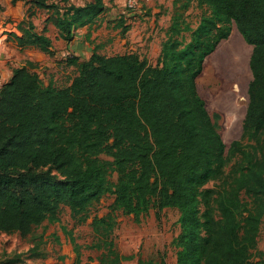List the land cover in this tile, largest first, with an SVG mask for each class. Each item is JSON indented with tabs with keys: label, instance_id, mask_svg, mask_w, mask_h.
<instances>
[{
	"label": "trees",
	"instance_id": "16d2710c",
	"mask_svg": "<svg viewBox=\"0 0 264 264\" xmlns=\"http://www.w3.org/2000/svg\"><path fill=\"white\" fill-rule=\"evenodd\" d=\"M49 1L32 4L54 9L53 25L66 42L105 10L103 0L84 6ZM178 3L177 18L196 4L200 23L185 47L166 41L155 65L135 53H94L82 63L70 57L66 65L76 73L62 88L43 87L26 66L12 70L0 87V233L28 235L45 221H58L61 206L73 221L84 222L89 207L110 196L111 209L124 216L179 211L176 264H258L252 260L262 255L257 241L264 218V160H248V167L217 191L202 190L218 178L227 158L196 79L234 24L252 47L242 131H264V0ZM32 15L24 17L21 37H7L16 48L30 45L50 54L51 41L35 32ZM230 149L248 159L238 141ZM45 168L64 180L31 171ZM198 199L207 208L200 218ZM211 200L217 221L209 213ZM91 225L97 239L92 248L113 256L109 264H120L112 217H94Z\"/></svg>",
	"mask_w": 264,
	"mask_h": 264
},
{
	"label": "rangeland",
	"instance_id": "374dc122",
	"mask_svg": "<svg viewBox=\"0 0 264 264\" xmlns=\"http://www.w3.org/2000/svg\"><path fill=\"white\" fill-rule=\"evenodd\" d=\"M88 1L69 0V4L81 6ZM175 2L176 5L173 7ZM49 3H58L61 6L58 0H51ZM103 3L104 12L91 25L83 28L93 40L98 52L106 56L135 53L151 65L156 64L163 44L169 39L180 42L183 47L190 43L192 32L198 27L202 13L194 4L181 19L177 18L175 12L179 9L178 0H153L152 3L136 0L134 7L128 6L127 2L117 0H103ZM31 12L33 15L30 20L35 32L48 37L51 41L50 54L30 45L22 49L16 48L7 37L9 33H14L18 37L23 35L22 31L25 27L23 19ZM53 13L54 9L36 8L32 0H16V2L0 0L1 86L7 82L9 75H12L13 69L23 66L38 74L43 87L51 83L57 88H62L74 77L76 69L68 67L66 61L76 56L72 54L69 44L58 37L59 32L53 25ZM151 21L152 24L149 26ZM235 31L234 24H231L230 34ZM148 33H150L149 37ZM240 37L239 35L238 38ZM228 38L220 41L211 55L220 44L227 42ZM243 43L249 51L248 75L240 102L242 112L236 124L228 126L225 112L215 106L210 91L215 89V86L207 83L209 81L204 76L203 68L196 79L198 93L204 100L212 124L225 145L227 158L218 178L208 182L202 188L203 191H217L219 187L231 183L234 177L248 167V160L250 162L264 160V131L246 133L242 131L248 103L247 90L251 81L249 59L252 53V47L244 41ZM234 141L239 142L241 151L248 155V159L243 158L237 150L230 149V144ZM101 158L106 160L103 156ZM31 171L48 176L56 182L64 180L51 168ZM112 180L115 181V175ZM112 204L113 197L102 198L99 203L89 207L84 222L73 221L69 209L61 206L58 221H45L34 227L28 235L0 233V264L10 261L25 262V264H102L103 262L109 264L113 261V256H108L102 248H92L97 239L91 225L94 217L101 219L107 215L113 219L111 238L115 256L121 259L120 264L177 263V253L180 250L176 242L180 234L178 210L166 208L159 212L158 216L153 210L145 216L132 214L124 216L120 210L111 209ZM206 209L200 201L199 218ZM209 213L216 221L219 220L220 214L212 200ZM257 250L262 255L254 257L252 261L264 264V218L260 226Z\"/></svg>",
	"mask_w": 264,
	"mask_h": 264
},
{
	"label": "bare ground",
	"instance_id": "6f19581e",
	"mask_svg": "<svg viewBox=\"0 0 264 264\" xmlns=\"http://www.w3.org/2000/svg\"><path fill=\"white\" fill-rule=\"evenodd\" d=\"M238 37L236 30L230 34L227 42L220 44L216 51L206 58L203 64L204 76L209 81L207 83L215 86V89L210 90L212 100L215 106L225 112L228 126L236 124L241 116L242 90L248 75L249 51L242 38Z\"/></svg>",
	"mask_w": 264,
	"mask_h": 264
},
{
	"label": "crops",
	"instance_id": "0c3cea01",
	"mask_svg": "<svg viewBox=\"0 0 264 264\" xmlns=\"http://www.w3.org/2000/svg\"><path fill=\"white\" fill-rule=\"evenodd\" d=\"M90 1L91 0H89L88 2ZM117 1H122L123 3H125L127 0H117ZM146 2L152 3L153 0H146ZM75 6H78V5H75ZM81 6H84V5H81ZM151 24H152V21L149 23V26H151ZM83 28H87V27H83ZM83 28L76 30L75 35L73 34L74 35L73 39L70 42H66L67 45L69 44L70 50L72 54L76 56L75 58L78 59V62L82 63L84 61H87L94 53L102 55V56H106L105 54H101L98 52V50L95 48L92 42L93 40L90 37H88V34H86V31H84ZM147 36L149 37L150 33H148ZM111 56H114V55H111ZM10 75H9V79L11 77ZM3 264H25V262H16V261L11 262L10 261V262H5Z\"/></svg>",
	"mask_w": 264,
	"mask_h": 264
},
{
	"label": "built area",
	"instance_id": "2783aa9c",
	"mask_svg": "<svg viewBox=\"0 0 264 264\" xmlns=\"http://www.w3.org/2000/svg\"><path fill=\"white\" fill-rule=\"evenodd\" d=\"M126 2H127V5L130 7H134L136 4V0H127Z\"/></svg>",
	"mask_w": 264,
	"mask_h": 264
}]
</instances>
